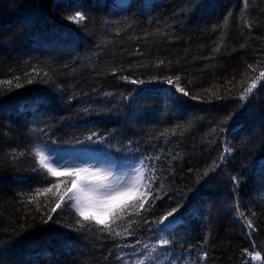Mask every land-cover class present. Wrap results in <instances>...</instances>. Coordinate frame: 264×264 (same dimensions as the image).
Here are the masks:
<instances>
[{"label":"trees","instance_id":"obj_1","mask_svg":"<svg viewBox=\"0 0 264 264\" xmlns=\"http://www.w3.org/2000/svg\"><path fill=\"white\" fill-rule=\"evenodd\" d=\"M73 7L82 24L66 18ZM242 9L244 0H0V81H13L0 86L11 89L0 91V264H125L126 250L160 233L173 264L203 252V264H254L245 249L264 264V80L239 99L264 71V0ZM36 146L143 162L160 199L118 221L115 240L80 229L68 208L41 223L26 194L66 178L40 167ZM174 207L180 224L155 223ZM237 208L254 220L255 249Z\"/></svg>","mask_w":264,"mask_h":264},{"label":"snow or ice","instance_id":"obj_2","mask_svg":"<svg viewBox=\"0 0 264 264\" xmlns=\"http://www.w3.org/2000/svg\"><path fill=\"white\" fill-rule=\"evenodd\" d=\"M249 0H244V9L248 7ZM74 15L66 17L70 22L75 24H82L86 21V14L79 9L78 7H73ZM231 16V13L225 17V23L228 22V18ZM245 27H251L248 22H245ZM243 47V45L241 46ZM214 51H219V46L214 49ZM160 63H163L161 61ZM248 68L255 72L257 70L256 66L249 64ZM33 72L36 75H40L42 70H38L33 67ZM25 76L28 77L27 83H33V77L31 73H25ZM44 76H48L47 72H44ZM261 78H264V71H260L259 76L255 79H252L251 83L243 89V92L240 94L239 99L244 101L249 98L253 93V89L257 87V81ZM16 83L15 88H20L22 85L19 83L20 77H14ZM179 80V77H176ZM132 83H137L133 80ZM167 83L172 84V80L168 79ZM231 83V81H229ZM12 80L0 81V86L2 85H12ZM11 89L0 88V91H8ZM177 92H182L184 96H188L189 93L181 88L179 85L176 86ZM231 91V89H229ZM215 131V130H213ZM96 134L86 137L87 140H92ZM232 152L231 147L226 146L224 152L220 155V161L223 162L225 154H230ZM35 155L39 158L40 167L46 168L48 175L50 176H65L64 180H57L56 182L48 181V186H39L36 188L35 193L26 194L23 202L25 204V211H31L28 207L29 205H35V210L41 216V223L47 224L53 219V214L57 213L58 210H63L68 208L75 213L76 224L80 229L85 227L92 228L95 227L98 232L106 234L111 239L115 240L122 237L120 231H116L117 227H122L123 223L117 224L118 221L124 222V218L132 214V210H135L136 215H140V209H145V204L149 201V197L152 196L151 203H155L156 200L160 199V195L157 192L153 195L152 184L157 179L154 175L145 176V173L137 169V174L130 180H126L123 177H118L112 179V173L110 171H103L99 168L92 169L89 167H63L61 166L54 167L52 163H45V158L43 153L37 150ZM159 160V157H156ZM219 167V164L215 162L210 166L209 171H215ZM47 180V177H45ZM232 182L238 186L239 182L237 177L233 176ZM147 181V183H142V181ZM61 185L63 187L61 188ZM147 190V191H145ZM51 197L49 198V195ZM41 195L45 196V202L43 205L38 200V197ZM147 209H145L146 211ZM179 211V207H174L168 211L159 221L155 223L165 225V227H170L171 223L176 219L175 213ZM238 218H241L243 224L249 230L247 235L249 240H253L252 248H256L254 238L252 233L257 231L254 220L245 215L243 211H240L237 208ZM252 217L256 216V213L253 211L251 214ZM169 217L173 218V221H169ZM146 222V221H145ZM165 222H168L165 224ZM138 223V221L129 220L127 221V226L131 227L132 224ZM127 229L125 230L126 233ZM163 231V229H161ZM204 243H207V237L205 238ZM170 244L168 239H161L159 245L165 247ZM120 245H117L119 247ZM147 248L148 246L145 245ZM156 248L151 249V252H155ZM207 252H203L196 261H193L192 264H203L207 260ZM244 255L250 257L251 261H261V253L259 251H249L248 249L244 250ZM149 256L147 259H151ZM121 259V257H117ZM127 264V262H125ZM139 264H145V260H140ZM244 264H249V261H244Z\"/></svg>","mask_w":264,"mask_h":264},{"label":"rangeland","instance_id":"obj_3","mask_svg":"<svg viewBox=\"0 0 264 264\" xmlns=\"http://www.w3.org/2000/svg\"><path fill=\"white\" fill-rule=\"evenodd\" d=\"M129 0H117V4L120 8L128 5ZM264 78L257 82L256 89L260 86ZM256 89H253V93ZM252 93V94H253ZM251 94V95H252ZM250 95V96H251ZM249 96V98H250ZM248 98V99H249ZM247 99V100H248ZM245 101V100H244ZM243 101V102H244ZM35 152L39 150L43 153L45 158V163H52L54 167L61 166L63 167H89L92 169L99 168L103 171H110L112 173V179L118 177H123L126 180H130L137 174V169L145 173V168L139 163L133 162H119L117 160L111 159L104 152H99L93 149L92 147H79L69 149L68 151L58 150V151H49L41 147H36ZM38 158V157H37ZM39 161V158H38ZM46 170V168H44ZM47 171V170H46ZM146 176V174H145ZM55 177H64L65 176H55ZM147 181H142L146 183ZM164 239L162 235H158L155 241L149 240L139 243L137 247L130 249L127 253V250L124 252L125 260L127 264H139L140 260H145V264H173L178 259L172 255V257L165 251V247L159 245V241ZM145 245L148 247L146 248ZM156 248L155 252H151V249ZM131 256L129 259L128 257ZM151 256V259H147ZM251 260V259H250ZM254 264H260L261 261H252Z\"/></svg>","mask_w":264,"mask_h":264}]
</instances>
